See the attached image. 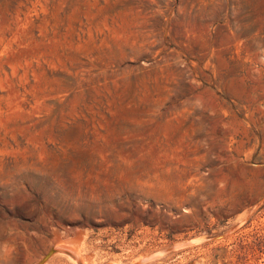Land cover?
Returning a JSON list of instances; mask_svg holds the SVG:
<instances>
[{
    "label": "rangeland",
    "instance_id": "374dc122",
    "mask_svg": "<svg viewBox=\"0 0 264 264\" xmlns=\"http://www.w3.org/2000/svg\"><path fill=\"white\" fill-rule=\"evenodd\" d=\"M52 249L264 264V0H0V264Z\"/></svg>",
    "mask_w": 264,
    "mask_h": 264
},
{
    "label": "bare ground",
    "instance_id": "6f19581e",
    "mask_svg": "<svg viewBox=\"0 0 264 264\" xmlns=\"http://www.w3.org/2000/svg\"><path fill=\"white\" fill-rule=\"evenodd\" d=\"M54 242H55L54 243V249L60 251V254H63V253L65 254V248H64L62 241L59 238H57V240H55ZM54 249H52V250H54ZM55 250H54V252H56ZM83 254H81V251H78L76 253V256H73V259H72L73 263L74 264H90L89 261L91 259L88 260L89 258L87 256H84ZM51 256H52V253H50V254L48 253L46 255V260L49 259ZM91 262H92V260H91ZM136 263H140V261H137Z\"/></svg>",
    "mask_w": 264,
    "mask_h": 264
},
{
    "label": "water",
    "instance_id": "95a60500",
    "mask_svg": "<svg viewBox=\"0 0 264 264\" xmlns=\"http://www.w3.org/2000/svg\"><path fill=\"white\" fill-rule=\"evenodd\" d=\"M50 253L54 254V251L52 250V251L49 252V254ZM45 260H46V257L39 264H42Z\"/></svg>",
    "mask_w": 264,
    "mask_h": 264
}]
</instances>
